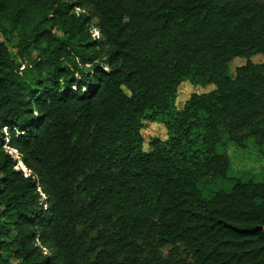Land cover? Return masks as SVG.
Here are the masks:
<instances>
[{
  "label": "trees",
  "instance_id": "1",
  "mask_svg": "<svg viewBox=\"0 0 264 264\" xmlns=\"http://www.w3.org/2000/svg\"><path fill=\"white\" fill-rule=\"evenodd\" d=\"M0 37V264H264L226 151L264 158V0H0Z\"/></svg>",
  "mask_w": 264,
  "mask_h": 264
},
{
  "label": "rangeland",
  "instance_id": "2",
  "mask_svg": "<svg viewBox=\"0 0 264 264\" xmlns=\"http://www.w3.org/2000/svg\"><path fill=\"white\" fill-rule=\"evenodd\" d=\"M76 11L79 13L81 10L77 8ZM93 37L95 39H99L101 37V33L97 29H94ZM0 41L3 42L4 40L0 37ZM8 47L10 53L15 56V59L22 63V60H20L17 56V49H15L14 45L8 43ZM248 61H251L255 64H264V56L257 55L251 58L250 60L237 59L233 61L231 65V72L234 74L237 68L246 65ZM210 90H212L210 87L198 88L191 85L190 83H185L179 89L177 105L179 108H182L192 94L206 93ZM142 134L145 140L144 148L146 151L150 150V142L153 139H167V129L164 125L159 123L144 122ZM9 140L10 139L8 138L6 148L10 152L14 161L16 162V169L24 172L27 176L30 175V172L24 165L21 155L16 150H13L9 147ZM226 151L231 162L233 173L236 177L245 181H264V158L261 156V153L258 149H255L251 146L248 149H244L234 142H229L226 145ZM44 199L45 197H43V200ZM2 239L4 240L3 236L0 235V240ZM170 251L171 248H166L165 250H163V255L165 257L168 256ZM12 262H16V259L13 258Z\"/></svg>",
  "mask_w": 264,
  "mask_h": 264
}]
</instances>
